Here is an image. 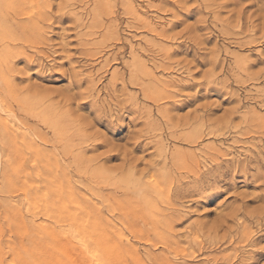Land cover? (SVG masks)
<instances>
[{"label":"rangeland","instance_id":"1","mask_svg":"<svg viewBox=\"0 0 264 264\" xmlns=\"http://www.w3.org/2000/svg\"><path fill=\"white\" fill-rule=\"evenodd\" d=\"M128 202L174 219L168 244L129 234ZM127 246L264 264V0H0V264Z\"/></svg>","mask_w":264,"mask_h":264},{"label":"bare ground","instance_id":"2","mask_svg":"<svg viewBox=\"0 0 264 264\" xmlns=\"http://www.w3.org/2000/svg\"><path fill=\"white\" fill-rule=\"evenodd\" d=\"M10 11V10H9ZM13 13V12H12ZM8 18V17H7ZM6 18V19H7ZM5 19V20H6ZM13 20V19H12ZM13 30V29H12ZM5 35V34H4ZM10 36V35H9ZM7 38H9V37H7ZM11 39V38H10ZM9 39V40H10ZM12 40V39H11ZM2 41H5V40H3L2 39ZM7 44V43H6ZM8 46V45H7ZM8 51V50H7ZM8 56V55H7ZM36 145V144H35ZM14 148V147H13ZM42 150V149H41ZM40 153H41V151H40ZM192 155V157L194 156L193 154H191ZM25 156V155H24ZM36 156V155H35ZM22 157V156H21ZM42 157V156H41ZM190 157V156H189ZM30 158V157H29ZM194 158L195 157H193V160H194ZM190 160H191V158H190ZM196 160V159H195ZM21 161V160H20ZM55 161V160H54ZM177 162H178V160H176ZM185 161V160H184ZM51 162V161H50ZM192 163H194L195 161H191ZM164 163V162H163ZM162 163V165H164ZM173 164H174V162H172ZM177 165H178V163H176ZM197 163L195 162V165H196ZM182 165V164H181ZM193 165V164H192ZM195 165H193V166H195ZM176 165L174 164L173 165V167H175ZM197 166V165H196ZM164 167V166H163ZM178 167V166H177ZM176 168V167H175ZM181 168H182V166H181ZM183 168H185V169H187V164H186V162H184L183 163ZM182 168V169H183ZM177 169V168H176ZM63 170V169H62ZM180 170V169H179ZM184 170V169H183ZM61 171V170H60ZM182 171V170H181ZM63 172V171H62ZM46 173V172H45ZM50 174V173H49ZM189 174V173H188ZM40 176V175H39ZM47 177H49V176H47ZM58 177V176H57ZM154 177H156L155 176V174H154ZM197 177V176H196ZM198 178V177H197ZM68 179V178H67ZM68 181V180H67ZM138 181V180H137ZM157 181H158V178H157ZM75 182V181H74ZM160 182V181H159ZM164 182H166V181H164ZM65 183V182H64ZM68 183V182H67ZM66 183V184H67ZM131 184V183H130ZM145 184V183H144ZM143 184V185H144ZM151 184H152V182H151ZM129 185V184H128ZM132 185V184H131ZM134 185H135V182H134ZM139 185V184H138ZM152 185H154V184H152ZM158 185V184H157ZM148 186V185H147ZM162 186H163V184H162ZM129 187H130V185H129ZM135 189L131 192V193H129V196H131V198H133V197H135V196H137L138 197V195H142L144 192H151L152 190L153 191H155V185H154V187H152V186H150V187H146V185H145V187L143 188L142 186L141 187H137L138 189H136V186H133ZM158 187V186H157ZM61 189V188H60ZM158 189V188H157ZM62 190V189H61ZM92 190V189H91ZM122 190V189H121ZM131 190V189H130ZM160 190V189H159ZM89 191V190H88ZM123 191H125L124 189H123ZM127 191H129V188H128V190ZM79 192V191H78ZM126 192V191H125ZM68 193V192H67ZM128 193V192H127ZM72 194V193H71ZM125 194V193H124ZM146 194V193H145ZM94 195V194H93ZM54 196V195H53ZM72 196V195H71ZM77 198V197H76ZM101 198V197H100ZM156 198V197H155ZM70 200V199H69ZM73 200V198L71 199V201ZM81 200V199H80ZM80 200H76L75 199V201H80ZM104 200V199H103ZM107 200V199H106ZM105 200V201H106ZM110 200V199H109ZM108 200V201H109ZM130 200V199H129ZM159 200V199H158ZM161 200H164V199H161ZM82 202V201H81ZM110 202V201H109ZM133 203V202H132ZM160 203H161V201H160ZM76 204V203H75ZM158 204H159V202H158ZM73 205V204H72ZM110 206H111V204H109ZM113 205V204H112ZM135 204H131V202L129 203L128 202V204H127V207L125 208V206H124V208H125V211H123L122 213H121V218L123 217V218H126V217H128V216H130L131 217V222H129L128 220L127 221H125V222H123V226L126 228V229H129V227H131L130 229H129V234L131 235V236H133V238H135V239H137L138 241H145L146 242V244H147V242H149L150 240L148 239L149 238V235L151 236V232L153 233V234H155V240L156 241H160V244L162 243H165V244H168V239H167V237H166V233H165V231L164 230H166L167 228L166 227H168V223H170V220L171 219H173V218H171V216H170V218L168 217V218H164L163 219V221H162V219H161V221L162 222H160L159 221V219L161 218H157V217H155V216H152V215H149V213L147 214V216H149V218L147 217V218H143V214H142V212H141V209L139 210L138 208L136 209H134L133 208V206H134ZM139 205V204H138ZM138 205H135V206H138ZM151 205V204H150ZM155 205H156V203H155ZM87 206V205H86ZM110 206H108L107 205V207H110ZM152 206V205H151ZM68 207V206H67ZM150 207V206H149ZM105 208V207H104ZM120 208V207H119ZM109 210H111L112 208L110 207V208H108ZM85 210V209H84ZM91 210V209H90ZM146 210V209H145ZM100 211V210H99ZM102 211V210H101ZM113 211V210H112ZM122 211V210H121ZM82 213V212H81ZM84 214V213H83ZM85 214H86V212H85ZM167 214H169V213H167ZM71 215H72V213H71ZM80 215H82V214H80ZM69 216V215H68ZM92 216H94V215H92ZM101 214H99V218L98 219H96L97 221L94 223V225L95 226H99L98 228L100 229V230H103V226H105V225H103V224H101L100 223V220H101ZM120 216V215H119ZM167 216H169V215H167ZM172 216H173V214H172ZM61 217V216H60ZM163 217V216H162ZM174 218L175 217H177V216H173ZM52 218V217H51ZM59 219V218H58ZM116 219V218H115ZM120 219V218H119ZM178 219V218H177ZM177 219H175V221H177ZM174 220V219H173ZM59 221H60V219H59ZM124 221V220H123ZM55 222V221H54ZM69 222V221H68ZM117 222H118V220H117ZM61 223H65V224H67L66 223V220H64V221H62ZM70 223V222H69ZM140 223H142V225L143 226H150V227H148V228H150V229H148V230H144V231H142V230H140L141 229V226H140ZM171 223H173L172 221H171ZM105 224V223H104ZM59 225H61V224H59ZM70 225H71V223H70ZM111 225V224H110ZM115 225H117V224H115ZM122 225V224H121ZM63 226V225H62ZM118 226H119V224H118ZM115 227V226H114ZM111 228V227H110ZM118 228V227H117ZM124 228V229H125ZM169 228H170V226H169ZM120 229V228H119ZM143 229H147V228H144L143 227ZM168 230V229H167ZM127 231V230H126ZM168 232V231H167ZM128 234V235H129ZM130 236V237H131ZM102 237L107 241L109 238H107L105 235H104V233L102 234ZM109 237V236H108ZM189 237V236H188ZM120 238V237H119ZM190 238V237H189ZM188 238V239H189ZM121 239V238H120ZM134 239V240H135ZM171 239V238H170ZM170 239H169V241H170ZM153 240V239H152ZM192 240V239H191ZM123 241V240H122ZM171 241H173L172 239H171ZM193 241V240H192ZM153 242H155L154 240L152 241V243ZM189 242V241H188ZM188 242H186V243H188ZM121 243V242H120ZM149 244V243H148ZM151 244V243H150ZM178 244V243H177ZM192 244V243H191ZM190 244V242H189V245H191ZM121 245V244H120ZM127 245V244H126ZM157 245H158V242H157ZM174 245V244H173ZM188 245V246H189ZM197 245H199V244H197ZM87 246V245H86ZM119 246V245H118ZM121 246H123V245H121ZM152 246V245H151ZM155 246V245H154ZM169 246H171V247H173V248H175L174 246H172L171 244H169ZM166 248H167V246H165ZM164 247V248H165ZM194 247V246H193ZM192 247V248H193ZM136 248V247H135ZM165 248V249H166ZM170 248V247H169ZM190 249H191V247H190ZM189 249V250H190ZM171 250V249H170ZM169 250V251H170ZM176 250V249H175ZM184 250V249H183ZM187 250V249H186ZM178 251V250H177ZM179 251H181V250H179ZM179 251H178V253H179ZM191 251V250H190ZM189 251V252H190ZM88 252V251H87ZM139 251H137L136 249H131L130 247H122V249H120L119 250V254L123 257V258H129L130 259V261H131V263L132 264H145L143 261V258L141 259L140 258V256H139V253H138ZM187 252V251H186ZM171 253V252H170ZM193 253V252H192ZM150 257V255L148 254L147 255V257ZM172 256H174V254L172 255ZM184 256V255H183ZM186 256H187V253H186ZM149 257H148V259H149ZM160 257V256H159ZM158 257V258H159ZM169 257V256H168ZM162 258V257H161ZM174 258V257H173ZM152 259V258H151ZM155 259V258H154ZM156 261H158L157 259H155ZM160 260V259H159ZM172 260V259H171ZM149 262H150V259H149ZM156 263H158V262H156ZM156 263H153V264H156ZM225 263V262H224ZM227 263V262H226ZM158 264H169V260H165V259H161L160 260V263H158Z\"/></svg>","mask_w":264,"mask_h":264}]
</instances>
